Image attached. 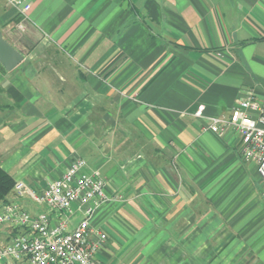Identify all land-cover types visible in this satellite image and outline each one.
Listing matches in <instances>:
<instances>
[{
  "label": "crops",
  "instance_id": "1",
  "mask_svg": "<svg viewBox=\"0 0 264 264\" xmlns=\"http://www.w3.org/2000/svg\"><path fill=\"white\" fill-rule=\"evenodd\" d=\"M31 2L24 19L0 0V29L24 54L0 63L2 167L37 192L78 157L99 168L104 264H264L258 166L235 129L207 128L246 89L264 98V0Z\"/></svg>",
  "mask_w": 264,
  "mask_h": 264
},
{
  "label": "built area",
  "instance_id": "2",
  "mask_svg": "<svg viewBox=\"0 0 264 264\" xmlns=\"http://www.w3.org/2000/svg\"><path fill=\"white\" fill-rule=\"evenodd\" d=\"M28 18L31 0H15ZM19 27L24 30L22 21ZM203 109L197 111L201 116ZM219 137L235 129L241 137L243 156L257 164L264 181V98L254 89H246L238 99L230 116H214L208 127ZM88 166L78 157L57 179L50 181L42 192L32 189L25 181L16 179L14 193L28 196L38 205L57 213L33 214L15 200L0 205V226H8L11 236L0 246L1 264H104L100 254L107 241V233L91 224L97 206L109 199L106 180L99 168L84 172ZM83 212V218L73 226V217Z\"/></svg>",
  "mask_w": 264,
  "mask_h": 264
},
{
  "label": "water",
  "instance_id": "3",
  "mask_svg": "<svg viewBox=\"0 0 264 264\" xmlns=\"http://www.w3.org/2000/svg\"><path fill=\"white\" fill-rule=\"evenodd\" d=\"M24 60V54L12 45L0 29V63L7 70H12Z\"/></svg>",
  "mask_w": 264,
  "mask_h": 264
},
{
  "label": "trees",
  "instance_id": "4",
  "mask_svg": "<svg viewBox=\"0 0 264 264\" xmlns=\"http://www.w3.org/2000/svg\"><path fill=\"white\" fill-rule=\"evenodd\" d=\"M0 150V205L9 199V196L14 193V185L16 179L2 167Z\"/></svg>",
  "mask_w": 264,
  "mask_h": 264
},
{
  "label": "rangeland",
  "instance_id": "5",
  "mask_svg": "<svg viewBox=\"0 0 264 264\" xmlns=\"http://www.w3.org/2000/svg\"><path fill=\"white\" fill-rule=\"evenodd\" d=\"M263 183H260V188H259V194H260V200L262 201V203L264 204V198L262 196V188H263ZM3 229V227H0V231Z\"/></svg>",
  "mask_w": 264,
  "mask_h": 264
}]
</instances>
